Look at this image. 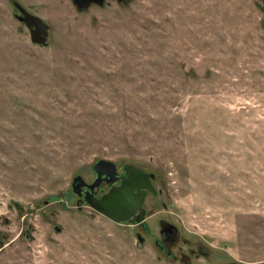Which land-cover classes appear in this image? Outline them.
<instances>
[{
	"label": "rangeland",
	"instance_id": "374dc122",
	"mask_svg": "<svg viewBox=\"0 0 264 264\" xmlns=\"http://www.w3.org/2000/svg\"><path fill=\"white\" fill-rule=\"evenodd\" d=\"M98 160L157 177L194 264H264V0H0V264H170L77 205Z\"/></svg>",
	"mask_w": 264,
	"mask_h": 264
},
{
	"label": "water",
	"instance_id": "95a60500",
	"mask_svg": "<svg viewBox=\"0 0 264 264\" xmlns=\"http://www.w3.org/2000/svg\"><path fill=\"white\" fill-rule=\"evenodd\" d=\"M76 7L79 9L87 8L88 4L92 0H73ZM19 9L23 12V17L21 20L26 22L27 27L34 31L31 32L32 42L35 44L45 45L47 31L49 27L37 16H32L26 11H24L20 6ZM43 35V36H41ZM47 37V36H46ZM116 164L109 162L107 160H98L93 169L97 175L96 183L89 185L84 178L76 176L73 181V192L78 196H82V188L87 187L89 189L84 202L94 209L96 212L102 214L109 220H113L118 224H126L130 221H136L141 223V218L145 216L146 211L143 208V196L142 192L136 193V191H152L155 192L154 187L152 186L151 177H154L152 174H148L143 170H140L138 176L131 174V179L123 182L119 187L112 188L110 193L104 195L101 198H96L94 189L102 182L103 175L110 178V183L115 181L116 173ZM111 170V173L105 172L104 170ZM132 169L131 166L127 167L126 171L130 173ZM134 177H133V176ZM140 179H143V183L140 185L137 183ZM91 191V192H90ZM80 206V205H79ZM140 213V215H138ZM139 242L141 238L139 236Z\"/></svg>",
	"mask_w": 264,
	"mask_h": 264
},
{
	"label": "flooded vegetation",
	"instance_id": "af4514ba",
	"mask_svg": "<svg viewBox=\"0 0 264 264\" xmlns=\"http://www.w3.org/2000/svg\"><path fill=\"white\" fill-rule=\"evenodd\" d=\"M105 0H92L87 6L91 4H102ZM74 3V1H73ZM19 5H16L18 8ZM76 6V5H75ZM21 7V6H20ZM23 13V12H22ZM21 17L23 16H18L19 21L22 22ZM23 23H26L23 21ZM27 26V24H26ZM30 29V28H29ZM35 28L30 29V32L34 31ZM31 35V33H30ZM43 36V35H41ZM44 37V36H43ZM46 40L47 37L45 36ZM131 165H125L123 169H119L116 167V173H115V181L113 183H110V178L107 176L103 175L102 182L94 189L93 192L96 198H101L104 195L110 193L112 188L119 187L123 182L126 180L131 179V174L137 175L139 171L141 170L140 168H136L134 166H131L132 169L130 170V173L126 171L127 167ZM105 172L111 173V170H104ZM147 173V172H146ZM95 174V172H94ZM151 174V173H148ZM132 175V176H133ZM153 175V174H152ZM154 177H151V182L152 186L155 189V192L152 191H147V190H142V191H136V193L142 192L144 194L143 196V208L146 211L145 216L141 218V223H137L136 221H130L127 222L126 224H130L133 227L138 228L139 236L141 238V242L147 243V242H152L154 243V246L159 249L162 255H164L167 260L170 262V264H194L196 260L199 259H207L211 256L209 250L203 246L202 244L199 243V245L192 246L188 248V251L184 250L181 244H183V239H182V233L178 229L177 224L173 221V219H165L164 217L159 218L154 224V226L157 228L159 236H157V233H154V227L153 223L150 222V220L155 217V214L152 213L151 210L147 209V199L149 196L158 198L161 195V191L157 190L155 186V182L157 181V177L153 175ZM134 177V176H133ZM94 180L92 182H87L89 185H93L96 183L97 175H94ZM143 179H140L137 183L140 185L143 183ZM89 189L87 187L82 188V196H78V201L77 205L82 206V205H87L84 202V199L88 193ZM154 207V205L152 206ZM164 210L165 212L168 211V206L164 205ZM140 215V213H138ZM139 239V238H138ZM140 242V243H141ZM186 244V243H185ZM187 246V244H186ZM219 264H238V263H229V262H218Z\"/></svg>",
	"mask_w": 264,
	"mask_h": 264
},
{
	"label": "trees",
	"instance_id": "16d2710c",
	"mask_svg": "<svg viewBox=\"0 0 264 264\" xmlns=\"http://www.w3.org/2000/svg\"><path fill=\"white\" fill-rule=\"evenodd\" d=\"M76 194V193H75Z\"/></svg>",
	"mask_w": 264,
	"mask_h": 264
}]
</instances>
